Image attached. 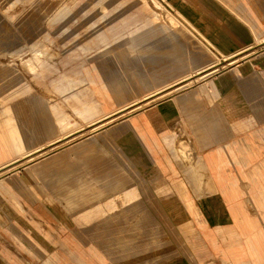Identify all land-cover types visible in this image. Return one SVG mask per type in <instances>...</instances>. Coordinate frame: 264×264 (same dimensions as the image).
<instances>
[{"label":"rangeland","instance_id":"374dc122","mask_svg":"<svg viewBox=\"0 0 264 264\" xmlns=\"http://www.w3.org/2000/svg\"><path fill=\"white\" fill-rule=\"evenodd\" d=\"M211 1L219 4L216 0H0V116L6 112L12 121L16 116V126L21 130L27 150L40 144L43 146L31 157L0 169V264H44L47 259L50 264H80L75 258L77 255L84 264H230L237 258L243 261L238 264H264V260L256 262L243 235L234 242L232 237L228 240L222 234H215V240L208 244L213 247L214 257L200 259L193 232L185 233L176 225L157 224L164 220L176 221L172 211L158 202L159 194L142 195L140 186L135 194L123 195V190L134 184L136 187L137 181L141 185V178L127 177V173L137 167L126 160L115 145L117 135L113 129L125 126L134 113L142 112L151 104L197 88L238 64L251 63L253 69L264 71V0H236L240 5L245 4L242 16L253 23L256 39L248 24L239 22L226 9L221 15ZM175 2L187 5L210 27L216 24L221 30L228 31L231 51L242 48L243 51L226 60L213 50L212 53L207 51L188 27L183 28L173 18L171 10L175 8ZM227 16L238 21L236 26L245 32L244 36L229 26L231 21L226 20ZM174 34L177 39L179 35L181 37L183 57L200 46L208 55L205 57L214 60L215 64L183 81L173 83V78L168 77L156 82L152 75L157 73L158 67H149L145 58L150 51H164L169 44L167 41H173ZM231 60L235 62L230 63ZM201 64L189 67L194 69ZM111 70L116 73L113 80L109 78ZM186 71L184 69L181 74ZM91 76L97 86L100 83L109 85L115 80L124 87L125 98L122 100L115 99L111 91L106 93L109 97H103L109 110L132 101L133 95L139 100L133 107L89 125L98 118L93 101L101 99L90 92L95 88L89 84ZM167 82L172 85L143 99L147 92ZM126 85L129 88H125ZM51 105L63 106L69 112L71 126L66 131L77 129L76 123L79 129L62 137L63 132L49 112ZM28 108H35L39 117L49 121L50 132L21 122L29 118ZM100 124L104 125L98 127ZM58 136L60 139H56ZM50 160L58 163L51 173H64L69 181H74L76 176L80 181L98 177L99 186L110 189V193L101 197H118L117 209L112 211L118 213L124 224L119 226L118 236L102 232L109 214L87 225L79 224L73 215L75 210L60 200L47 197H53V194L45 188V182L40 177L34 179L29 171L34 166L40 170ZM118 179L122 182L116 188ZM25 186L45 203L46 211L37 203L30 205L19 193L20 190L28 191ZM158 188L156 192H159ZM10 194L25 204L24 212L39 216L42 222L35 217L36 220L54 238L51 244L38 242L28 232L27 226L17 218L20 212ZM85 195L91 196L93 192ZM145 216L149 217L150 225L143 231L139 222ZM258 228L264 231V226ZM124 236L134 240H120ZM260 246L263 253L264 242ZM95 250L102 260L94 254Z\"/></svg>","mask_w":264,"mask_h":264},{"label":"crops","instance_id":"0c3cea01","mask_svg":"<svg viewBox=\"0 0 264 264\" xmlns=\"http://www.w3.org/2000/svg\"><path fill=\"white\" fill-rule=\"evenodd\" d=\"M216 1L220 6L212 1L211 3L221 15L225 13L224 9L230 11L239 22L248 24L250 32L257 38L253 23L242 16L245 4L240 5L236 0ZM174 7L171 10L173 18L179 21L183 28L188 27L194 38H198V43L207 51L219 53L222 60L243 51V48L231 51L228 44L231 36L228 31L221 30L216 24L212 25L213 28L210 27L182 2H175ZM225 18L231 21L229 26L234 31L244 36L245 32L243 31V34L236 26L238 21L229 16ZM180 40V35L178 39L175 35L173 41H167L169 44L164 51L148 53L145 58L147 65L158 67L157 73L152 75L154 81H164L168 77L173 78V83L183 81L215 64L214 60L205 57L207 53L205 54L204 48L200 46L183 57ZM199 62H202L200 66L190 69L189 66ZM233 62L235 61H230ZM114 64L116 65L115 61ZM184 69L187 71L181 74ZM115 74L114 70H111L109 78L115 79ZM89 84L95 87L90 89V92L101 97L100 100L93 101L98 118L89 125L107 119L119 110L129 109L139 100L133 95L132 101L119 105L118 109L109 110L103 97H109L106 93L111 91L115 99L122 100L125 98L124 87L115 80L107 84L108 86L102 83L97 86L93 76ZM171 85V82H167L154 91L147 92L143 99ZM125 88L129 86L126 85ZM48 108L54 117V123L63 132L62 137H67L79 129L80 126L76 123L77 129L73 132L66 131L71 123L69 112L63 106L51 105ZM27 110L29 118L21 121L23 124H33L45 133L51 131L52 125L43 117H39L35 108ZM141 111L134 113L131 119L125 122V126L113 129L114 135H117L114 138L115 145L126 160L135 163L137 167L127 173V177L141 178V185L137 181V186L134 184L125 188L123 195L135 194L136 188L139 189L140 186L142 195L159 194L158 202L162 203L166 210L172 211L176 221L164 220L157 224L176 225L182 227L185 233L193 232L196 250H199L197 257L200 259L214 257L213 247L208 244L215 240V234H222L228 240L232 237L234 242L239 241L241 235L246 236L248 249L256 257V262L264 260V252L260 251L261 242H264V231L258 228L264 226V71L253 69L251 63L238 64L197 88L157 101ZM15 118L16 116L12 121L6 112L4 116H0V169L14 165L21 158H29L43 149L42 144L28 150L24 147V137L16 126ZM102 125L104 124L98 127ZM57 164L55 160H50L44 163L40 170L34 166L29 173L34 179L35 176L40 177L45 182V188L53 194V197L47 195L50 200L55 198L75 210L73 215L78 218L79 224L87 225L90 221L109 214L102 232L118 236L119 226L124 225L118 213L112 212L117 209L118 197H101L110 193V189L99 186L98 177L80 181L79 176H76L74 181H69L66 179L68 175L64 173H51ZM116 175L122 179V176ZM121 179H118L116 188L121 186ZM110 184L109 181L108 186ZM157 187L159 192H156ZM25 188L28 191L20 190L19 193L30 205L37 203L39 208L45 210V203L39 201L28 187ZM45 192L47 193V190ZM86 192H93V195H85ZM10 195L20 212L17 218L27 226L28 232L44 245L54 241L39 216L24 212L25 204ZM145 204L143 196V209L146 208ZM251 210L254 212H250ZM43 223L47 224L44 221ZM139 224L142 230L146 231L145 227L150 225L149 217H143ZM97 228L96 226L95 229ZM120 240L134 239L124 236ZM94 254L102 260L97 250ZM75 258L78 263L84 264L81 257L77 255ZM242 262L237 258L230 264ZM44 264H50L49 259Z\"/></svg>","mask_w":264,"mask_h":264},{"label":"bare ground","instance_id":"6f19581e","mask_svg":"<svg viewBox=\"0 0 264 264\" xmlns=\"http://www.w3.org/2000/svg\"><path fill=\"white\" fill-rule=\"evenodd\" d=\"M24 157V156H23ZM22 159V158H21Z\"/></svg>","mask_w":264,"mask_h":264}]
</instances>
